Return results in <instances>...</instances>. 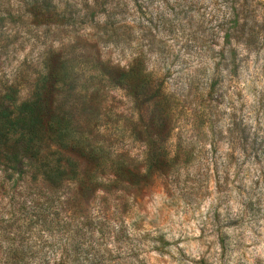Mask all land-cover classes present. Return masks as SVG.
<instances>
[{
    "label": "rangeland",
    "instance_id": "374dc122",
    "mask_svg": "<svg viewBox=\"0 0 264 264\" xmlns=\"http://www.w3.org/2000/svg\"><path fill=\"white\" fill-rule=\"evenodd\" d=\"M7 95L40 96L56 131L23 176L0 163V264H264V0H0ZM160 144L145 186L115 179ZM40 159L72 161L80 204L32 180Z\"/></svg>",
    "mask_w": 264,
    "mask_h": 264
},
{
    "label": "trees",
    "instance_id": "16d2710c",
    "mask_svg": "<svg viewBox=\"0 0 264 264\" xmlns=\"http://www.w3.org/2000/svg\"><path fill=\"white\" fill-rule=\"evenodd\" d=\"M142 89L147 94L149 102H156L159 105V125L161 130L165 132V129L169 125L171 120L170 110L166 106L167 97L164 92L162 83L156 84L155 80L145 78L142 84ZM43 100L40 96L33 99H26L18 102L11 96H0V163H2L7 170H19L16 174L23 176L26 171L24 167L28 165V160H37L36 154L42 148V129L45 126L46 129L56 131L53 128V123L50 120L45 125L43 122L44 116L47 114L42 108ZM165 106V108L162 107ZM49 113V112H48ZM51 114V111H50ZM55 116L52 115L51 118ZM45 130V129H44ZM161 131V132H162ZM41 134V135H40ZM38 135L40 138H38ZM59 148L67 153L74 154L86 162L98 161L100 158L96 153V149L90 147L85 143L76 142H64L60 143ZM165 148L163 145H159V149L150 154L147 158V167L144 171L138 169L137 166H133L129 163L124 165L119 171L114 174L116 180H122L127 182L130 187L146 185V181L151 175L152 170H163L167 166L170 158L165 154ZM22 156V158L20 157ZM41 166L44 167L42 174L37 176H31L32 180L42 181L43 187H52L59 182L71 184L73 187L71 194L67 195L68 203H81L82 185L84 181L80 175H76L72 168V161H65L60 165V169L52 164L51 160L40 159ZM30 165V164H29ZM19 168V169H17ZM77 172V171H76ZM14 173V172H13ZM145 182V183H143Z\"/></svg>",
    "mask_w": 264,
    "mask_h": 264
}]
</instances>
